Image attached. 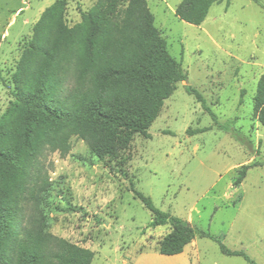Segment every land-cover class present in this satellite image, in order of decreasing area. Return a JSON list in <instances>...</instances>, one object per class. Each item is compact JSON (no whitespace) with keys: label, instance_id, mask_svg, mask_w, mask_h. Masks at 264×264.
Wrapping results in <instances>:
<instances>
[{"label":"rangeland","instance_id":"374dc122","mask_svg":"<svg viewBox=\"0 0 264 264\" xmlns=\"http://www.w3.org/2000/svg\"><path fill=\"white\" fill-rule=\"evenodd\" d=\"M55 1L0 0V116L13 100V77L33 27ZM64 1L72 27L99 0ZM145 1L187 83H177L164 101L149 138L134 135L115 158L98 160L75 137L65 158L44 151L38 165L50 182L40 202L46 230L94 252L91 264H248L198 234L181 254L159 255L157 243L169 227H149L150 212L133 187L225 249L264 264V126L254 106L264 77V0H222L199 26L175 17L181 0ZM253 164L235 184L241 166Z\"/></svg>","mask_w":264,"mask_h":264},{"label":"trees","instance_id":"16d2710c","mask_svg":"<svg viewBox=\"0 0 264 264\" xmlns=\"http://www.w3.org/2000/svg\"><path fill=\"white\" fill-rule=\"evenodd\" d=\"M221 1L181 0L174 15L199 26L211 5ZM64 9L65 1L56 0L34 25L13 77V100L0 116V264H91L94 252L47 232L40 202L50 182L38 159L45 150L65 158L72 137L98 160L117 157L134 135L149 138L147 131L164 101L186 80L145 0H99L72 27L65 23ZM185 91L208 111L195 89L185 86ZM254 106L264 126V77ZM233 136L249 145L245 137ZM255 166H241L234 183L240 184ZM131 190L150 212L149 227H169L157 243L159 255L181 254L198 234L217 242L223 255L255 264L244 252L225 249Z\"/></svg>","mask_w":264,"mask_h":264},{"label":"crops","instance_id":"0c3cea01","mask_svg":"<svg viewBox=\"0 0 264 264\" xmlns=\"http://www.w3.org/2000/svg\"><path fill=\"white\" fill-rule=\"evenodd\" d=\"M193 243V241L190 243V244H192ZM190 244H188V246L190 245ZM187 247V246H186Z\"/></svg>","mask_w":264,"mask_h":264},{"label":"water","instance_id":"95a60500","mask_svg":"<svg viewBox=\"0 0 264 264\" xmlns=\"http://www.w3.org/2000/svg\"><path fill=\"white\" fill-rule=\"evenodd\" d=\"M184 82L187 83L186 80Z\"/></svg>","mask_w":264,"mask_h":264}]
</instances>
